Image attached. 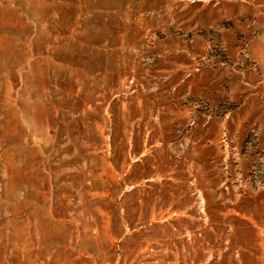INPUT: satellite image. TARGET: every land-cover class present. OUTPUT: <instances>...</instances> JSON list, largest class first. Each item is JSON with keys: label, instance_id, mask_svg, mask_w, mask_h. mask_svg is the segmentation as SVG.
<instances>
[{"label": "rangeland", "instance_id": "obj_1", "mask_svg": "<svg viewBox=\"0 0 264 264\" xmlns=\"http://www.w3.org/2000/svg\"><path fill=\"white\" fill-rule=\"evenodd\" d=\"M0 264H264V0H0Z\"/></svg>", "mask_w": 264, "mask_h": 264}]
</instances>
